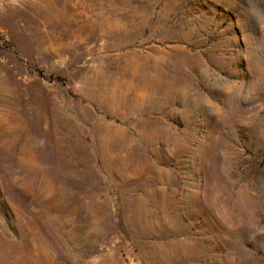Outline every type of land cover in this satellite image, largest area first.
Masks as SVG:
<instances>
[{"label": "rangeland", "instance_id": "1", "mask_svg": "<svg viewBox=\"0 0 264 264\" xmlns=\"http://www.w3.org/2000/svg\"><path fill=\"white\" fill-rule=\"evenodd\" d=\"M0 264H264V0H0Z\"/></svg>", "mask_w": 264, "mask_h": 264}]
</instances>
